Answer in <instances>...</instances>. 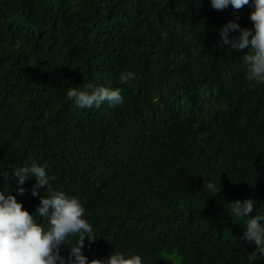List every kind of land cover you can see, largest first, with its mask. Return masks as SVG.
<instances>
[{
	"label": "trees",
	"instance_id": "obj_1",
	"mask_svg": "<svg viewBox=\"0 0 264 264\" xmlns=\"http://www.w3.org/2000/svg\"><path fill=\"white\" fill-rule=\"evenodd\" d=\"M251 10L0 0V188L33 212L35 178L18 193L12 170L47 165L93 225L89 260L122 251L144 264H247L254 245L231 201L252 197L249 215L264 212V83L245 78L247 49L218 41L229 20L251 27ZM126 70L135 78L121 84ZM89 83L120 87L123 103L74 106L66 90Z\"/></svg>",
	"mask_w": 264,
	"mask_h": 264
},
{
	"label": "clouds",
	"instance_id": "obj_2",
	"mask_svg": "<svg viewBox=\"0 0 264 264\" xmlns=\"http://www.w3.org/2000/svg\"><path fill=\"white\" fill-rule=\"evenodd\" d=\"M211 7L222 10L229 5L239 9L248 5L252 10L249 19L251 27H241L238 20H229L219 29L218 43L229 45L230 49L243 53L248 81L264 83V0H210ZM235 31V35H229ZM135 78L131 70L122 71L118 77L121 84ZM66 96L74 106L81 109L100 107L107 102L111 106L124 101L120 87L97 86L92 83L83 88L70 87ZM17 177L16 192L26 191L24 181L35 178L30 192L39 197L35 211L22 207L12 192L0 188V264H144L139 253L125 254L113 251L107 258L91 259L83 253L85 237L95 239L93 225L84 215L85 207L79 198L70 196L54 186L55 176L47 165L35 160L28 165L12 170ZM211 193L220 191L216 183L206 184ZM41 192L44 194L41 195ZM256 199L247 197L231 201V213L237 218H247L241 239L254 245L247 256V264H257L264 258V212L249 215L255 208ZM46 219V223L41 222ZM71 237H75L70 241ZM67 246V255L62 254Z\"/></svg>",
	"mask_w": 264,
	"mask_h": 264
}]
</instances>
